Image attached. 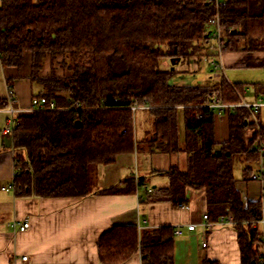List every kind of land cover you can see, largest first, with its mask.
I'll use <instances>...</instances> for the list:
<instances>
[{
  "label": "trees",
  "instance_id": "trees-1",
  "mask_svg": "<svg viewBox=\"0 0 264 264\" xmlns=\"http://www.w3.org/2000/svg\"><path fill=\"white\" fill-rule=\"evenodd\" d=\"M223 1L217 7L210 0H0V66L19 70L29 54V79L39 89L33 97L56 108L16 116L14 196L135 194L136 182L147 178L126 176L108 189H92L98 168L140 151L184 154V166L157 172L167 185L141 203L186 204L188 188L203 189L211 223L232 216L240 264H259L262 202H242L234 166L241 159L246 174L257 168L254 147L264 126L257 132L246 109H230L229 139L217 143L215 112L203 105L214 97L238 104L248 85L264 98V82L171 81L178 74L172 58L180 64L194 55L212 59L216 50L264 54V0ZM215 22L223 44L212 43L208 26ZM46 61L50 72L41 75ZM212 63L218 57L209 65L215 70ZM245 67H264V57ZM1 103L6 107V99ZM139 116L146 135L136 139ZM173 228L115 225L97 242L98 261L123 264L139 254L141 264H174Z\"/></svg>",
  "mask_w": 264,
  "mask_h": 264
},
{
  "label": "crops",
  "instance_id": "crops-1",
  "mask_svg": "<svg viewBox=\"0 0 264 264\" xmlns=\"http://www.w3.org/2000/svg\"><path fill=\"white\" fill-rule=\"evenodd\" d=\"M256 56L257 59H263L264 54L257 53ZM204 58L208 59L205 55L188 56L183 63L175 64L179 73L177 79L183 80L179 78L195 72ZM248 58L250 57L236 53H223L218 57V63L222 65L223 62L225 68H240ZM48 66L50 67L49 61ZM224 70L221 74L216 73V70L209 71L213 72L214 77H219L225 73ZM29 73V54L25 55L24 65L19 70L0 66V103L5 102L6 87L11 86L14 94L13 108H29L33 95L39 90L31 83ZM240 96V101L249 103L259 98L264 100L262 96L255 95L251 85L247 88L245 86L243 95ZM6 107L0 106V264H100L97 242L105 231L115 225H135L140 230L181 226L182 235L174 238V264H202L204 260L215 264H240L237 236L230 226L215 225L205 237L206 247H202L204 240L200 224L206 214L203 189L186 190L188 209L165 201L141 203L146 194L145 186L152 190L167 185V179L157 172L166 171L173 165L184 166V154L167 155L140 151L119 156L114 164L98 168L97 184L103 183L104 189L117 185L126 176L135 180L147 178L146 184L136 186L135 194L100 193L83 198H16L13 191L1 190L2 187L13 184L16 173L13 136L3 134L9 116ZM261 113L264 114V108L258 113L259 124L264 126ZM141 121L139 116L137 124L135 122L136 139L146 135L145 125ZM250 132L248 130L247 134ZM214 137L217 143L229 139L228 112L215 113ZM118 161H121L120 166L123 167L119 168L120 171H116ZM236 165H239L238 169H235ZM243 169L244 164L241 159H237L234 166L235 186L242 202L260 200L264 194V180L249 179L258 167L253 168L251 174H246ZM262 215L264 219V203ZM23 220L29 222L26 231L19 232L12 228L13 222ZM191 224H195L196 228L188 231L186 227ZM22 257L27 259L23 261ZM123 264H141V256L136 254Z\"/></svg>",
  "mask_w": 264,
  "mask_h": 264
},
{
  "label": "built area",
  "instance_id": "built-area-1",
  "mask_svg": "<svg viewBox=\"0 0 264 264\" xmlns=\"http://www.w3.org/2000/svg\"><path fill=\"white\" fill-rule=\"evenodd\" d=\"M211 2H214V4L218 7L224 4L223 0H210ZM214 25V31L211 35V38L213 40L216 41V43L218 44H223L224 42L221 41V35H220V29L218 27L217 22L212 23ZM213 64V68L217 71V73L219 72V74H221V72H223L224 68L220 63H212ZM6 102H7V112L9 113V116L5 122V126L3 128V134L4 135H10L13 136L14 130L16 128V126L18 125V120H17V114L22 113V112H39V111H54L56 110L55 106L53 103H47V100L43 97H35L32 98L30 106L28 109L25 110H18V109H14L12 106V103L14 102V94H13V89L11 86H7L6 87ZM203 107H206L212 111H214L215 113L220 114L221 112H228L230 109L234 110L235 108H244L248 111L249 113V118L251 120V122L254 125V129L259 132L260 130V124L258 121V113L260 111V109L264 108V100L259 98L257 99L255 102H246L244 100H241L238 104H223L221 101H219L217 98H212L211 101L205 105H203ZM256 153L258 154V169L255 173H252L249 176V179L252 181H263L264 180V138L262 136H259L258 141L255 144L254 147ZM137 187H140L143 184H137ZM145 191L146 193H150L151 189L148 186H145ZM1 190L3 191H13V184L11 186H7V187H2ZM261 202L264 203V194H262L261 196ZM179 208H184V209H188V205L187 204H178L177 205ZM203 221L200 224V226L202 227V238H203V243H202V247H206V242H205V237L207 235V233H209L213 227L215 225H224V226H231L233 224L232 221V216L228 215L225 218H221L220 220H218L215 223H211L208 220V216L207 214L203 215L202 217ZM262 225V232L260 235V243H259V250L261 252L260 255V259H259V264H264V228H263V222H261ZM12 228H14L15 230L19 231V232H24L29 228V222L28 220H23L22 222H13L11 224ZM188 231H193L196 228L195 224H191L188 225L187 227ZM183 233L182 227L181 226H176L173 228V234L175 237H179L181 236ZM27 258L26 257H22V260L25 261Z\"/></svg>",
  "mask_w": 264,
  "mask_h": 264
},
{
  "label": "rangeland",
  "instance_id": "rangeland-1",
  "mask_svg": "<svg viewBox=\"0 0 264 264\" xmlns=\"http://www.w3.org/2000/svg\"><path fill=\"white\" fill-rule=\"evenodd\" d=\"M210 30L214 29L213 25H209L208 26ZM212 43L215 45V41L213 40ZM213 49H211L210 51H212ZM215 53V52H214ZM216 53L218 55L213 56L212 59L208 58L206 55V58L203 59V62L201 64H199V67L196 69L195 72H191L190 74H187V76H184L183 78H179V79H183V80H178L176 76H178V74L172 78V82L174 84L177 85H198V84H205V83H212L214 81H220V79L223 77L225 78L228 82H244V83H253V82H262L264 81V67H245V65L243 67H226L222 62V66L224 67V74L222 76L219 77H214L213 76V72H210L209 70H211V68H209V65L211 63L212 60H216V57H220L221 54L223 53H219L218 50H216ZM215 53V54H216ZM226 53V52H225ZM224 53V54H225ZM228 53V52H227ZM236 54H240V56H249L250 58L246 59L247 60H257V53H246V52H236ZM245 61V63H246ZM244 63V64H245ZM56 68L58 69V74L61 75L63 72L61 69H59L58 63L54 62L53 63ZM171 65V64H170ZM168 66L166 64H164V67ZM175 69L174 70H178L177 66H174ZM50 72V67L48 66V61H46L45 63V68H43L42 73H46L49 74ZM217 73V72H216ZM185 78V79H184ZM249 87V85H248ZM244 88H241L240 94L243 95V91ZM247 88V86H246ZM138 112V111H137ZM138 115V113H137ZM262 116V120L264 121V114L261 113ZM121 161H118L117 165H116V171H120L119 168H123L120 166ZM239 165H236L235 169H238ZM92 189H104V184L103 183H99L95 184L94 187H92Z\"/></svg>",
  "mask_w": 264,
  "mask_h": 264
},
{
  "label": "water",
  "instance_id": "water-1",
  "mask_svg": "<svg viewBox=\"0 0 264 264\" xmlns=\"http://www.w3.org/2000/svg\"><path fill=\"white\" fill-rule=\"evenodd\" d=\"M179 61H180V58H175V60L172 58V59H170V64H171V70H173L174 69V65L175 64H177V63H179ZM75 126L76 127H79L80 126V123L79 122H76L75 123Z\"/></svg>",
  "mask_w": 264,
  "mask_h": 264
}]
</instances>
